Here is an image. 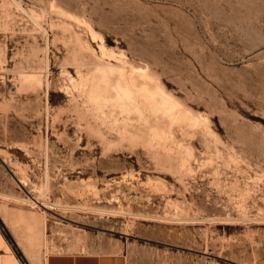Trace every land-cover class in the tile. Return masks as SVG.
Instances as JSON below:
<instances>
[{
  "label": "rangeland",
  "instance_id": "374dc122",
  "mask_svg": "<svg viewBox=\"0 0 264 264\" xmlns=\"http://www.w3.org/2000/svg\"><path fill=\"white\" fill-rule=\"evenodd\" d=\"M0 228L264 264V0H0Z\"/></svg>",
  "mask_w": 264,
  "mask_h": 264
},
{
  "label": "crops",
  "instance_id": "0c3cea01",
  "mask_svg": "<svg viewBox=\"0 0 264 264\" xmlns=\"http://www.w3.org/2000/svg\"><path fill=\"white\" fill-rule=\"evenodd\" d=\"M11 228L24 224L32 245L40 244L44 237L45 221L39 217L30 218L19 211L16 216L3 217ZM22 241V240H21ZM21 241L17 243L22 244ZM18 248L14 246L0 228V264H32L31 250L25 247L22 258L18 254ZM128 246L124 243H116L113 247L103 251H54L50 252L42 264H137L130 258ZM27 260V261H26ZM40 264V263H37Z\"/></svg>",
  "mask_w": 264,
  "mask_h": 264
},
{
  "label": "bare ground",
  "instance_id": "6f19581e",
  "mask_svg": "<svg viewBox=\"0 0 264 264\" xmlns=\"http://www.w3.org/2000/svg\"><path fill=\"white\" fill-rule=\"evenodd\" d=\"M131 84V83H130ZM135 93V92H134ZM140 93V92H139ZM148 94V93H147ZM170 100V99H169ZM151 104V103H150ZM167 108V107H166Z\"/></svg>",
  "mask_w": 264,
  "mask_h": 264
}]
</instances>
